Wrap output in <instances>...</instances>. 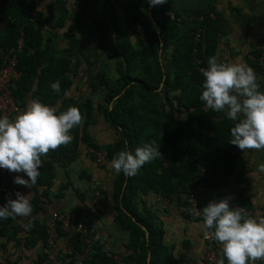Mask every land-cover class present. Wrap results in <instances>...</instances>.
<instances>
[{"label":"trees","instance_id":"obj_1","mask_svg":"<svg viewBox=\"0 0 264 264\" xmlns=\"http://www.w3.org/2000/svg\"><path fill=\"white\" fill-rule=\"evenodd\" d=\"M57 2L55 8L65 5L63 0ZM99 2L76 0L81 12L77 27L69 31L70 39H66L68 44L63 51L52 46V37L45 38L44 15L35 7L16 3L0 8L3 25L0 72L22 39L23 50L17 54L22 76L10 86L19 106L32 90L39 70L42 73L36 94L45 105H55L85 69L92 97L79 105V110L85 114L86 128L98 114L121 135L115 147L107 150V155H117L120 151L134 154L136 148L155 141L162 155L145 164L135 176L121 173L117 183V195L124 209L149 231L148 243L156 239L157 232L134 211L133 195L152 190H162L164 195L186 191L190 195L206 175L209 180H205V186L215 185L224 183L235 170V154L239 148L230 144V129L236 122L229 120L226 112L208 109L200 99L205 81L200 68L208 67L209 58L216 55L219 27L211 20V11H173L171 0L154 7L148 0H103L102 9L98 10ZM114 3L123 11L124 26ZM50 15L53 16L52 12ZM84 17L91 20L89 28L88 23L82 22ZM50 21V18L46 20L47 25H51ZM85 29L78 37L77 33ZM199 29L205 36L196 43L194 34ZM101 49L109 62H116L114 70L100 59ZM111 71L117 74L111 76ZM57 80L61 87L59 93L51 87ZM97 97L101 103L96 105ZM63 111L65 108L58 113ZM78 139L100 150L87 133ZM185 140L187 143L183 144ZM66 150V146H61L50 151L47 157L61 158ZM39 171L38 184L49 185L47 179L54 178L51 163H45ZM85 213L84 210L73 213L76 224ZM122 215L125 221L121 220V224L133 234L139 233L136 238L145 236L146 232L136 221L126 213ZM5 222L6 219H0L1 227ZM71 237L74 250L66 264L80 259L85 247V236L73 233ZM96 256L100 258V254ZM257 264H264V260H258Z\"/></svg>","mask_w":264,"mask_h":264},{"label":"crops","instance_id":"obj_2","mask_svg":"<svg viewBox=\"0 0 264 264\" xmlns=\"http://www.w3.org/2000/svg\"><path fill=\"white\" fill-rule=\"evenodd\" d=\"M63 1L64 6L55 8L57 0H0V8L16 3L35 7L36 11L44 15L45 38L52 37L53 46L65 49L68 44L66 39H70L69 31L76 26L81 10L76 0ZM114 4L124 26L123 11L119 4ZM196 4L188 10H204L203 6H207L208 11H211V20L218 24L220 34L215 55L218 62L245 63L252 67L259 78L261 91H264V0H196ZM102 6L103 0H100L98 10ZM35 15V12L32 13L34 18ZM48 18L51 19V25L46 23ZM82 22L88 23L87 28L91 26L90 19L84 17ZM1 27L3 25L0 23ZM86 29L77 33V36L83 35ZM204 36L205 32L199 29L194 34L195 42L198 43ZM112 38L113 33L109 39ZM100 53V59H105L106 54L102 49ZM85 71L83 69L74 78L72 86L61 100L47 106L57 110L65 108L66 111L71 106L79 108V105L91 99ZM41 73L39 70L38 75ZM39 76L19 111L9 117L10 120L22 114L31 101L41 102L36 94ZM100 103V97H97L95 104ZM82 116V126L71 130L73 140L66 146L68 150L63 156H56L53 160L42 157V167L45 163H51L54 170V178H45L49 180V185L38 184V179L32 188L17 185L13 182L16 176L26 180L29 178L24 173H10L12 199L17 198V192L27 196L33 212L30 217H9L0 227V264H66L69 262L67 257L74 250L71 240L73 233L86 237L80 256L82 264H208L206 255L209 243L205 236L212 235L214 229L203 227L202 210L210 202L230 198V207L243 208L253 218L264 217V172L258 171L259 165L264 164V150L243 152L239 149L235 154L237 158L233 174L224 183L206 185L195 206L186 191H177L172 195H164L162 190L149 193L138 191L133 195L131 203L134 211L157 232L156 239L147 243L150 234L146 226L124 209L121 197L117 195V183L122 172L117 174L110 167L116 155H107V150L115 147L121 135L101 115L97 114L87 128L85 114ZM86 133L100 150L78 139L83 135L85 137ZM186 143L187 140L183 144ZM97 152L102 158H98ZM194 208L198 210L197 215ZM80 210L86 213L82 221L76 224L73 213ZM124 213L136 221L146 232L145 236L136 238L139 233L133 234L131 229L121 224V220L125 221ZM55 215L70 216V226L65 230ZM29 222L33 226L27 229L25 225ZM81 223H85L86 235L78 231ZM213 244L221 260L228 264L220 243L213 238ZM96 254H100L99 259Z\"/></svg>","mask_w":264,"mask_h":264},{"label":"clouds","instance_id":"obj_3","mask_svg":"<svg viewBox=\"0 0 264 264\" xmlns=\"http://www.w3.org/2000/svg\"><path fill=\"white\" fill-rule=\"evenodd\" d=\"M150 6L164 5L168 0H148ZM39 10V9H38ZM205 81L200 99L208 109L226 112L236 122L230 129V144L245 150H264V91L254 69L245 63H220L215 56L202 69ZM59 93L60 81L51 85ZM83 116L78 107L59 112L38 100L31 101L15 120L0 118V169L24 173L29 179L16 176L14 183L32 188L37 183L42 157L61 146L69 145L70 134L82 126ZM155 141L138 147L133 154L120 151L110 167L117 174L135 176L147 163L161 156ZM258 171L264 172V164ZM16 199H8L0 206V219L30 217L33 208L27 196L17 192ZM203 227L214 229L213 238L221 245L228 264H255L264 260V217L253 218L243 208L230 207V198L210 202L203 210ZM32 223L25 227L30 229ZM224 264V261H221Z\"/></svg>","mask_w":264,"mask_h":264},{"label":"built area","instance_id":"obj_4","mask_svg":"<svg viewBox=\"0 0 264 264\" xmlns=\"http://www.w3.org/2000/svg\"><path fill=\"white\" fill-rule=\"evenodd\" d=\"M200 35L198 34L197 37ZM23 50V40L19 39L18 41V48L14 51L7 59L5 67L0 72V118L7 116L8 118L11 117L13 114L19 111L20 106L12 97L10 86L13 81H17L22 76V72L18 68V53H21ZM199 65L202 64V61L197 62ZM202 69H207V67L201 66L200 72L202 73ZM94 152V151H93ZM95 153V152H94ZM98 158H102L99 152L96 153ZM206 175L197 187L192 191L189 195L190 199L195 206V202L198 196L203 193L205 188V180H207ZM12 199V178L9 171L0 169V206H5L7 204L8 199ZM194 212L196 215L198 214V210L194 208ZM60 223L62 224L63 228H68L70 226V216H58L55 215ZM1 227V224H0ZM66 230V229H65ZM68 231V230H67ZM78 231L82 232V234L86 235L87 228L85 223H81L78 226ZM205 240L209 243V251L206 255V261L208 264H221V258L219 257L217 251L215 250V246L213 244V238L211 234H207L205 236ZM52 244V243H51ZM71 252V250H70ZM73 264H82L80 259L75 260ZM255 264H257L255 262Z\"/></svg>","mask_w":264,"mask_h":264},{"label":"rangeland","instance_id":"obj_5","mask_svg":"<svg viewBox=\"0 0 264 264\" xmlns=\"http://www.w3.org/2000/svg\"><path fill=\"white\" fill-rule=\"evenodd\" d=\"M170 5L172 6L173 10H177V9L178 10L179 9L188 10V9L191 8L192 5H196L197 6L196 0H171ZM203 9L205 11H208V7L207 6H203ZM55 48H59V47H55ZM60 49L63 51V49L61 47H60ZM107 58H108V56L106 55V58L105 59H107ZM105 59L103 58V60L106 63V65L107 66H110V67H113L112 69L114 70V66L116 65V62L114 60H112L111 62H109V58L107 60H105ZM116 74H117L116 71H113V72L111 71L110 72V75L111 76L112 75L114 76Z\"/></svg>","mask_w":264,"mask_h":264},{"label":"water","instance_id":"obj_6","mask_svg":"<svg viewBox=\"0 0 264 264\" xmlns=\"http://www.w3.org/2000/svg\"><path fill=\"white\" fill-rule=\"evenodd\" d=\"M122 130V128H120Z\"/></svg>","mask_w":264,"mask_h":264}]
</instances>
